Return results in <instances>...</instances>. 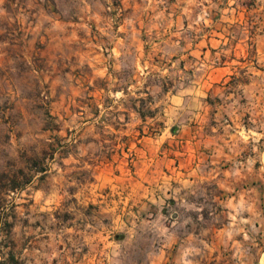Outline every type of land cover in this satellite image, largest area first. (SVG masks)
<instances>
[{"label":"rangeland","instance_id":"rangeland-1","mask_svg":"<svg viewBox=\"0 0 264 264\" xmlns=\"http://www.w3.org/2000/svg\"><path fill=\"white\" fill-rule=\"evenodd\" d=\"M260 35L264 0H0V264H264V115L187 102L199 52L246 81Z\"/></svg>","mask_w":264,"mask_h":264},{"label":"crops","instance_id":"crops-1","mask_svg":"<svg viewBox=\"0 0 264 264\" xmlns=\"http://www.w3.org/2000/svg\"><path fill=\"white\" fill-rule=\"evenodd\" d=\"M256 53L261 68H254V70H251L245 81L243 76L237 73L238 68L232 66V63L229 61L234 60L232 56L239 55L237 51L231 50L228 56L225 54V57L227 56L228 59L223 63H216V60L219 58L212 56L208 51L199 52L198 57L204 59L202 77L196 80V87L189 92L190 96L187 99V102L189 101L188 108H192L196 111V113L194 112L196 123H202L207 119L212 109L209 99H214V97L217 96L220 97L219 94H214V92L218 91L219 88L223 90L226 89L225 86L232 89V92L226 97L227 100L225 103H222V106H220L219 115L223 110L227 112L229 107L235 108L234 106L237 104L236 96L238 95L242 96L246 104L253 105L252 108H249L248 105L244 108V115H252L256 117L255 119H257V116L264 115V68L262 69V67H264V35L258 37L256 42ZM247 73L249 72H244L243 75H247ZM230 81H233V83ZM220 85L223 87H219ZM171 102V111L178 114L182 109L181 106L186 102V99L184 96H173ZM236 111L231 113L234 114ZM197 129L201 130V127L192 126V122H190L187 125L183 124L181 126L178 135L168 134V136H166L167 140H170V142H177L179 146L177 151L172 153H174L179 161L178 166L185 167V176L188 175L187 172L193 170L191 166H199L197 160L201 155V143H209L212 141L209 136H201ZM170 155L172 154L170 153Z\"/></svg>","mask_w":264,"mask_h":264}]
</instances>
